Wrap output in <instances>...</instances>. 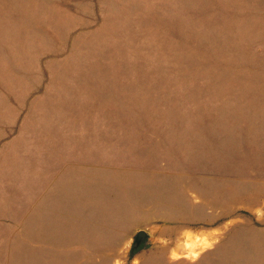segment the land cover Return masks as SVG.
Returning a JSON list of instances; mask_svg holds the SVG:
<instances>
[{
    "label": "rangeland",
    "instance_id": "obj_1",
    "mask_svg": "<svg viewBox=\"0 0 264 264\" xmlns=\"http://www.w3.org/2000/svg\"><path fill=\"white\" fill-rule=\"evenodd\" d=\"M0 264H264V0H0Z\"/></svg>",
    "mask_w": 264,
    "mask_h": 264
},
{
    "label": "water",
    "instance_id": "obj_2",
    "mask_svg": "<svg viewBox=\"0 0 264 264\" xmlns=\"http://www.w3.org/2000/svg\"><path fill=\"white\" fill-rule=\"evenodd\" d=\"M145 235L144 231H138L135 237V240L138 242Z\"/></svg>",
    "mask_w": 264,
    "mask_h": 264
}]
</instances>
